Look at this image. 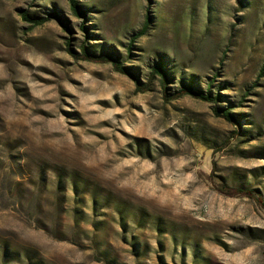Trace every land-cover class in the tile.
I'll return each instance as SVG.
<instances>
[{
	"label": "rangeland",
	"instance_id": "1",
	"mask_svg": "<svg viewBox=\"0 0 264 264\" xmlns=\"http://www.w3.org/2000/svg\"><path fill=\"white\" fill-rule=\"evenodd\" d=\"M71 1L0 0V264H264V0Z\"/></svg>",
	"mask_w": 264,
	"mask_h": 264
},
{
	"label": "trees",
	"instance_id": "2",
	"mask_svg": "<svg viewBox=\"0 0 264 264\" xmlns=\"http://www.w3.org/2000/svg\"><path fill=\"white\" fill-rule=\"evenodd\" d=\"M72 6H73V10L76 13H83V12H79V7H78V3L77 0H72L71 1ZM24 18L25 19H30V16L27 12L24 13ZM45 19H34L35 22H38L39 24L43 23ZM147 27H148V20L146 21V23L144 24V27L142 28V30H139L138 32H136L134 34L133 40H135L137 37L143 36L146 32H147ZM76 58H83V59H89L90 61H99V62H113L116 69L123 72L124 74H131L130 70H128L122 62H120L119 60L113 58L112 56H106V55H94V54H89L88 51H85L81 54H74ZM264 69V68H263ZM154 71L156 73H158L159 75H161L164 87H167V74H166V70L163 68V66L161 64H157L154 67ZM133 75V74H131ZM135 78V77H134ZM136 83H137V87L140 92H145L148 89H150L151 86V81H147V82H142L140 81V79L135 78ZM191 94V96L195 97V98H200V99H205L208 101H213V102H218L219 100V95H212L209 92H204L201 90H196L194 89L192 86H186L181 88L180 90L176 91L175 93H168L167 91L165 92V94L167 95L168 99L171 98H176V97H180L184 94ZM215 112L217 113V115H222L225 117V119L229 120V121H236V119L234 118L233 114H231L230 109H223V110H218L217 108H215ZM234 135L233 136H237V131L233 132ZM222 189L223 192H225L228 195H233V194H245V195H249V196H255L256 195V190L254 188H241V187H228L222 184ZM260 202H262V200L258 199ZM264 203V202H263Z\"/></svg>",
	"mask_w": 264,
	"mask_h": 264
}]
</instances>
